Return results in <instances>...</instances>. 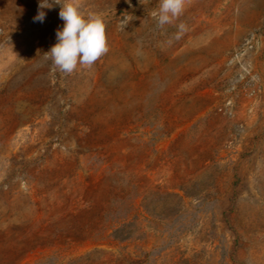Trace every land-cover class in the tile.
I'll return each instance as SVG.
<instances>
[{
    "label": "rangeland",
    "instance_id": "1",
    "mask_svg": "<svg viewBox=\"0 0 264 264\" xmlns=\"http://www.w3.org/2000/svg\"><path fill=\"white\" fill-rule=\"evenodd\" d=\"M158 2L81 0L66 74L60 6L0 0V264H264V0Z\"/></svg>",
    "mask_w": 264,
    "mask_h": 264
},
{
    "label": "clouds",
    "instance_id": "2",
    "mask_svg": "<svg viewBox=\"0 0 264 264\" xmlns=\"http://www.w3.org/2000/svg\"><path fill=\"white\" fill-rule=\"evenodd\" d=\"M144 3L149 0H143ZM190 0H159L158 5L150 15L158 27L172 24L178 19ZM53 4L60 6L59 17L63 21L62 28L56 31V43L45 53L51 59L55 69L71 74L77 65L91 67L101 56L108 52L105 24L100 14L81 11V0H39L38 12L34 20L43 22L44 8H52ZM131 18L121 19L120 27L129 23ZM176 39L186 31V25H177Z\"/></svg>",
    "mask_w": 264,
    "mask_h": 264
}]
</instances>
